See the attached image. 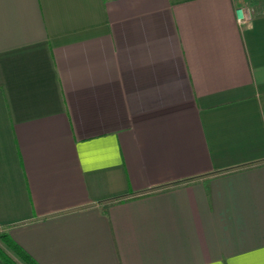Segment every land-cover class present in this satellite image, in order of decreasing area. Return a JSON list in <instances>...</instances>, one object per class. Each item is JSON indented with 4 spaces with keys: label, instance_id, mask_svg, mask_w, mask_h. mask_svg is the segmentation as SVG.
I'll use <instances>...</instances> for the list:
<instances>
[{
    "label": "crops",
    "instance_id": "crops-1",
    "mask_svg": "<svg viewBox=\"0 0 264 264\" xmlns=\"http://www.w3.org/2000/svg\"><path fill=\"white\" fill-rule=\"evenodd\" d=\"M0 226L39 264H264V0H0Z\"/></svg>",
    "mask_w": 264,
    "mask_h": 264
},
{
    "label": "trees",
    "instance_id": "trees-1",
    "mask_svg": "<svg viewBox=\"0 0 264 264\" xmlns=\"http://www.w3.org/2000/svg\"><path fill=\"white\" fill-rule=\"evenodd\" d=\"M0 259L5 264H39L0 226Z\"/></svg>",
    "mask_w": 264,
    "mask_h": 264
},
{
    "label": "built area",
    "instance_id": "built-area-1",
    "mask_svg": "<svg viewBox=\"0 0 264 264\" xmlns=\"http://www.w3.org/2000/svg\"><path fill=\"white\" fill-rule=\"evenodd\" d=\"M252 14L249 9H243L237 18L239 24H248L251 20Z\"/></svg>",
    "mask_w": 264,
    "mask_h": 264
},
{
    "label": "rangeland",
    "instance_id": "rangeland-1",
    "mask_svg": "<svg viewBox=\"0 0 264 264\" xmlns=\"http://www.w3.org/2000/svg\"><path fill=\"white\" fill-rule=\"evenodd\" d=\"M246 9H249V8H246ZM250 10V9H249ZM250 12H251V10H250Z\"/></svg>",
    "mask_w": 264,
    "mask_h": 264
}]
</instances>
